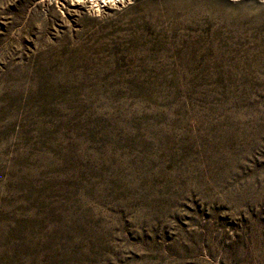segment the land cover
Instances as JSON below:
<instances>
[{"label": "rangeland", "instance_id": "obj_1", "mask_svg": "<svg viewBox=\"0 0 264 264\" xmlns=\"http://www.w3.org/2000/svg\"><path fill=\"white\" fill-rule=\"evenodd\" d=\"M0 264H264V0H0Z\"/></svg>", "mask_w": 264, "mask_h": 264}, {"label": "bare ground", "instance_id": "obj_2", "mask_svg": "<svg viewBox=\"0 0 264 264\" xmlns=\"http://www.w3.org/2000/svg\"><path fill=\"white\" fill-rule=\"evenodd\" d=\"M69 1V0H63ZM74 4L81 3L86 4L94 12H100L106 7L118 6L131 2L132 0H70Z\"/></svg>", "mask_w": 264, "mask_h": 264}]
</instances>
